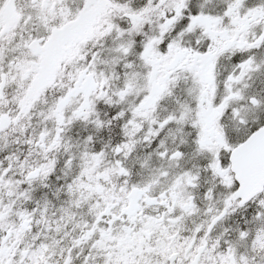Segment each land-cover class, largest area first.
I'll return each instance as SVG.
<instances>
[{
    "label": "snow or ice",
    "instance_id": "obj_1",
    "mask_svg": "<svg viewBox=\"0 0 264 264\" xmlns=\"http://www.w3.org/2000/svg\"><path fill=\"white\" fill-rule=\"evenodd\" d=\"M0 264H264V0H0Z\"/></svg>",
    "mask_w": 264,
    "mask_h": 264
}]
</instances>
